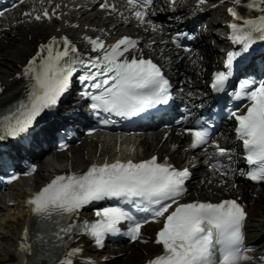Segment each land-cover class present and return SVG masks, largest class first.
<instances>
[{
	"label": "snow or ice",
	"instance_id": "snow-or-ice-1",
	"mask_svg": "<svg viewBox=\"0 0 264 264\" xmlns=\"http://www.w3.org/2000/svg\"><path fill=\"white\" fill-rule=\"evenodd\" d=\"M126 2L140 24L149 25L153 31L160 29V25L148 19L154 14L151 12L153 0ZM171 2L175 4L176 0ZM198 3L203 5L206 0H198ZM241 6L260 14L245 16L238 10ZM101 7L116 11V6L107 2ZM228 12L233 17L231 39L240 48L227 53V71L214 73L211 87L216 92L226 90L233 76L234 62L239 58L241 65L247 63L251 59L248 54L256 41H264V0H232ZM3 15L0 12V16ZM24 15L30 16L32 13L26 12ZM52 15L45 8L42 14L34 18L51 19ZM182 35L193 39L187 34L178 33L173 37L177 47H181ZM86 39L93 50L101 55L82 58L75 44L66 36L60 39L52 37L47 44L39 46L22 73L30 82L27 99L20 102L14 111L0 116V142L28 133L38 117L46 110L55 109L61 97L70 90L73 76L80 69H83V74L78 79L85 85L82 95L91 99V109L98 118L102 114L109 117L102 118V124L115 123L110 118L113 115L128 119L159 105H167L172 100V84L161 66L151 58H144L137 39L124 36L107 46L99 37ZM184 50L191 51L188 48ZM133 51L137 54L131 55ZM0 91L3 89L0 88ZM230 96L235 100L249 101L245 112H231L237 121V138L242 142L246 164L250 166L241 175H246L251 181L264 182V79H241L238 89L232 91ZM176 123L181 121L177 120ZM196 123L200 124V121ZM185 132L191 136V148L208 145L211 135L209 127L186 128ZM216 148L214 155L229 154L228 149L219 145ZM211 167L220 171L221 175L228 174V169L219 163H212ZM32 171H35L34 167ZM190 177L188 168L178 169L167 159L161 162L156 156L139 162L116 160L92 164L83 173L57 175L35 193L28 204L40 220L58 226L64 222L54 233L61 242L64 236L79 232L103 247L106 238L120 234L122 223L127 222L128 227L123 234L131 241L147 243L142 233L144 225L162 221L154 240L161 251L149 258L146 264H246L251 257L244 247L243 229L247 217L244 206L237 199H224L217 203L200 200L180 203L187 194L186 181ZM17 178L16 175L12 176L13 180ZM112 199L119 203L96 209L94 221L70 222L86 206ZM123 205H130L138 213L146 215L138 218ZM24 235L26 240L27 229ZM21 247L31 250L27 243H22ZM81 252L79 247L72 248L58 264H74V258Z\"/></svg>",
	"mask_w": 264,
	"mask_h": 264
},
{
	"label": "bare ground",
	"instance_id": "bare-ground-1",
	"mask_svg": "<svg viewBox=\"0 0 264 264\" xmlns=\"http://www.w3.org/2000/svg\"><path fill=\"white\" fill-rule=\"evenodd\" d=\"M48 30V26L41 24H33L25 28L22 26L15 27L12 30L13 32H16L15 36H12L10 32L6 36L4 43H2L0 40V79H7L10 76L12 77L17 71H19L18 61L30 54L29 50L33 43L37 41L40 36L47 34ZM208 50L209 52L205 50L206 56L213 52L212 48ZM204 67L205 65H202L199 68L202 70ZM190 73L194 77H197L193 68L190 70ZM13 81H15V79H13ZM201 81L202 76L199 75L197 78L199 87ZM145 142L149 143V140H145ZM262 190L264 191V188ZM247 198H249V196H247ZM250 201L254 202V210H251L253 211L252 216L255 217V219H260V222L255 225L264 227V199L260 197L258 200L250 199ZM8 220L9 222H5L7 223L6 225H0V234L2 238V242H0V264H14L17 259L14 242L11 241V238L13 231L16 229L18 218L13 216L12 218L8 217ZM4 242L7 244H4ZM143 259L144 255L139 252L138 249H136V254L130 256V258L127 259L123 264H140Z\"/></svg>",
	"mask_w": 264,
	"mask_h": 264
}]
</instances>
